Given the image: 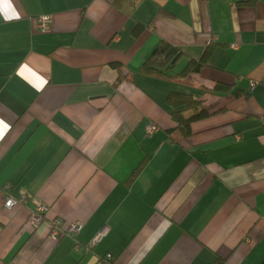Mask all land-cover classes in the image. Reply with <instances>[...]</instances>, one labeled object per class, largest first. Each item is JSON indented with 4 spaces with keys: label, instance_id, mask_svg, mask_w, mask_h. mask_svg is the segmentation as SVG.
I'll use <instances>...</instances> for the list:
<instances>
[{
    "label": "crops",
    "instance_id": "obj_1",
    "mask_svg": "<svg viewBox=\"0 0 264 264\" xmlns=\"http://www.w3.org/2000/svg\"><path fill=\"white\" fill-rule=\"evenodd\" d=\"M162 41L185 54L172 73L209 47L207 64L143 73ZM172 92L209 113L187 137ZM6 191L29 199L6 207ZM35 201L47 206L37 227ZM57 217L83 226L54 240ZM98 235L90 252L77 247ZM108 253L264 263V0H0V264Z\"/></svg>",
    "mask_w": 264,
    "mask_h": 264
},
{
    "label": "trees",
    "instance_id": "obj_2",
    "mask_svg": "<svg viewBox=\"0 0 264 264\" xmlns=\"http://www.w3.org/2000/svg\"><path fill=\"white\" fill-rule=\"evenodd\" d=\"M209 52L210 48L208 47L200 60L190 59L180 71L172 73L184 58L185 54L180 47L167 41H162L146 58L141 67V71L147 75L165 79L187 76L193 72L199 71L207 64L206 61ZM216 89L229 90L230 87L218 85ZM168 102L173 107V118L178 123V130L186 137L191 134V125L193 122L209 115L200 100L192 94L172 92L169 95ZM190 110H193L191 114H185L186 111ZM134 175L135 173L133 176ZM133 176L131 178H133ZM217 263L225 264L221 258L218 259Z\"/></svg>",
    "mask_w": 264,
    "mask_h": 264
},
{
    "label": "built area",
    "instance_id": "obj_3",
    "mask_svg": "<svg viewBox=\"0 0 264 264\" xmlns=\"http://www.w3.org/2000/svg\"><path fill=\"white\" fill-rule=\"evenodd\" d=\"M49 21H50L49 16L45 15L40 18V24L44 30L47 29ZM158 130H159V126L156 123L151 122L148 124L146 128V134L151 135ZM8 187L9 186H7L6 189H8ZM28 199L29 197L26 193H22L19 197H15L6 191L4 198V205L6 207H13L19 203L26 202ZM46 209L47 206L43 202L35 201L34 209L30 218L31 223L34 226L37 227L43 222L45 216L44 213L46 212ZM51 225L52 226L50 230V238L54 240H58L63 235H70V236L76 235L81 230L83 223L80 221H75L65 225L64 220L60 217H57L52 220ZM99 238L100 235L93 238L89 244L84 246L77 245V247L82 249L84 253H88L96 245ZM113 260H114L113 254L108 253L105 256L98 258L96 264H113Z\"/></svg>",
    "mask_w": 264,
    "mask_h": 264
}]
</instances>
